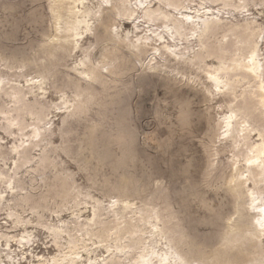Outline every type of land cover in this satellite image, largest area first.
<instances>
[{"label": "bare ground", "instance_id": "obj_1", "mask_svg": "<svg viewBox=\"0 0 264 264\" xmlns=\"http://www.w3.org/2000/svg\"><path fill=\"white\" fill-rule=\"evenodd\" d=\"M257 1L264 4L47 0L51 25L30 51L0 44L5 61L41 71L37 80L24 85L0 76V128L11 137L8 150L0 136V212L15 228L25 226L18 237L3 231L0 223V238L9 246L0 249V256L13 264H264V22L250 9ZM4 10L12 12L7 6ZM119 18L131 20L134 29L125 32ZM113 21L116 27L109 28ZM0 26L4 32L1 19ZM90 36L95 44L87 43ZM71 46L82 52L75 65L68 66L73 75L66 85L73 94L64 91L55 103L46 79H58L55 67ZM159 87L165 90L164 98L158 97ZM148 88L157 98L154 118L170 132L165 139L139 126L142 108L133 97H142ZM167 95L176 122L167 110ZM198 99L208 104L203 116L194 110ZM50 117L51 128L46 126ZM202 117L208 129L201 140L211 145L201 180L195 181L196 165L188 160L180 166L179 186L172 189L157 177L140 145L155 140L161 147L169 145L177 132L191 130ZM72 120L75 158L86 177L92 169L96 176L102 172V196L77 186L73 172L52 158L60 150L53 137L72 130ZM9 151L18 156L11 169L3 171ZM225 152L231 153L226 163ZM38 177L37 188L45 190L33 197L30 187ZM52 192L71 213L67 218L60 215L55 224L46 221V212L63 210L58 205L57 211L56 203L55 210L50 208ZM28 209L32 215L24 218ZM35 221L47 228L57 252L37 254L23 263L11 240L25 255L26 244L36 237L27 225Z\"/></svg>", "mask_w": 264, "mask_h": 264}, {"label": "rangeland", "instance_id": "obj_2", "mask_svg": "<svg viewBox=\"0 0 264 264\" xmlns=\"http://www.w3.org/2000/svg\"><path fill=\"white\" fill-rule=\"evenodd\" d=\"M4 6H7L9 9H12L11 10L12 12L5 11ZM263 6L264 4L261 1L259 2L257 1L256 3L251 4L250 9L252 13H255V16H257V18H259L261 21L264 22V19H263L264 18V7ZM0 19L4 22L5 28H6V30H4L3 32V30L1 31L2 28L0 26V44L3 47H6L7 49L10 48V50H17L18 48H21V49H26L30 51L31 47L36 45L41 40L42 30L44 28L45 29L49 28L51 25L47 0L46 1L45 0H0ZM119 21L122 22L123 30L125 32L132 31L134 29L133 28L134 26L131 20L126 19V18L123 20H120L119 18ZM116 23L117 21L111 22V28H115ZM130 27H131V30H129ZM5 32L11 36V39L5 38V34H4ZM90 41L91 43L92 41L94 42V44L96 43V39L92 36L89 37L87 43H89ZM69 49L70 50H68V53L65 56V58L62 61H60L55 67V72L58 75V79L54 81V78L52 76H49L46 79L47 82L45 86L48 89V95L53 99L55 103H58L64 91L69 96H70V93L71 95L73 94V90L66 85V82L68 81V76L73 75V72L70 69H68L69 68L68 66L70 67L74 66L75 63L78 61V59L82 57V52L78 51L77 48H74L72 46ZM31 55L32 56L36 55V52H33ZM5 60L6 59L3 56V53L0 52V76L6 77L5 78L6 80L8 78V81L11 79L12 81H17L19 84L24 85L26 83H29L31 79L37 80L38 76L41 74L40 73L41 71H36L28 67H25L23 65H19L17 63L11 64L9 60L7 61ZM20 75L22 76L20 77ZM58 86L61 88H59ZM59 89L61 92L59 91ZM158 90H159L158 97L164 98L166 95L164 93L165 92L164 88L159 87ZM153 95H154L153 88H148L142 94V97H139L136 94L133 97V102L136 103L140 101L141 108H142L141 114L139 116V126L142 131H145V132H155L156 131L157 133L156 135L158 136V139H165L169 136L170 132L166 126L158 125V122L154 118L153 107L157 104V98L155 95L154 96ZM167 98L170 100V104L168 105L167 110L173 116V121L176 122V118H175L176 110L174 108V104L171 102L172 97L170 95H167ZM224 106L226 107L227 103H224ZM207 108H208V104L200 99H198L194 103V110L201 116H203L206 113ZM53 111H56V109H54ZM212 114H215V110L212 111ZM27 120L30 121V117L29 118L27 117ZM56 124L58 125L59 128H61L62 124L58 117L56 118ZM70 125L71 126L69 127L73 128L72 130L68 129L63 134L57 133L53 137L54 146H56L57 149L59 148L62 152L64 150L63 147L64 148L66 147L65 150H68V152L64 151L63 152L64 154H63L60 150H58L57 153L56 152L52 153V158L55 159L57 163L62 165V166L60 165L62 169L64 168L66 170H70L71 172H73V178L74 180L76 179L77 186L81 184L83 186L89 187V189L91 190V192H93L94 195L102 196L103 195V193H101V184L103 182V178L101 175L102 172H100L99 175H97L98 176L97 177L96 174L94 173L95 171L94 169H92L93 171H90V174L88 176L92 175L91 177H93L92 180L94 183L91 182L88 176L86 177L87 172L82 169L81 163L77 160V158H75V152H76V147H77V143L75 142V131H74L75 121L72 120ZM207 129H208L207 119L205 117H202V120L200 122L195 121V124L192 126L191 130H187L185 133L177 132L173 136V139L169 145L161 147L156 142V140L151 141L149 144H145L142 142L140 145L142 154L148 158L150 157V159L152 160L154 170L157 174V177H162L165 183L168 184L172 189H175L176 187L179 186V178L181 177L180 172H179L180 166L186 163L188 160L194 161L196 168H195V172L193 176H194L195 181L199 182L201 180L200 170L207 162V159H208L207 150L211 145L210 142H208L206 138H205V141L201 140V138L203 137ZM79 131L82 132V128H79ZM8 135L9 134L4 129L2 130L0 128V136L5 138L3 140V143L9 150L10 148L8 147L11 146L10 145L11 137L10 136L8 137ZM61 138H64L65 140L63 139L64 140L63 141ZM66 139H67L68 147H67V144L66 146L64 145L65 144L64 142H66ZM256 139H257V136L255 135V133H253V141H255ZM27 143L26 145L28 146L31 143V141H28ZM60 146L62 147L63 150L60 148ZM34 153L37 154L38 151L37 153L36 151H34ZM16 154L17 152L15 151L11 153L9 151L7 155V162L5 164L6 166H4L2 169L3 171H9L11 169L10 167L14 163L13 159L18 156V154L17 155ZM230 157H231V153L225 152L222 155L223 162L226 163L227 162L226 160H229ZM61 161H64L66 164ZM60 166L59 168L61 169ZM79 167L80 169H77ZM107 174H108V170L106 171V175ZM50 175L51 176L53 175L52 172L50 173ZM96 178L100 182H98ZM94 180H96V182ZM38 183L39 184L41 183L39 177H38V180H36L32 184L33 187L32 186L30 187V193L33 197L38 196L39 192H42L45 190V189L41 190L37 188V186L39 185ZM35 193L37 195H35ZM208 196L213 197V193L212 192L208 193ZM50 198H53V200L54 199L55 200L53 201ZM59 199H61L62 202H59L60 201ZM48 201L50 204L49 205L50 208L55 210V208H57L58 205H60L61 207L60 210H63V211L60 214H57V213L51 214L52 211L46 212V217L48 219V220L46 219V221L55 224L57 223L59 219H61V216L62 218H67L71 215V213H69L70 211L66 210V208L63 207V205L65 204V201L63 202V199L60 196L55 195L54 192L49 194ZM54 203H56L57 207L55 206ZM81 208L84 210L83 207ZM60 210L58 207L57 211H60ZM197 211H198L197 208L193 206V212L196 213ZM31 212L32 210L29 211L28 209V211L23 214V217L26 218L29 215H32ZM6 216L7 215L4 211L0 212V223L3 225L2 230L6 232L15 233L18 235V237L22 236L23 230H25V226L18 225L19 227L17 226V228H15L11 222V219H9ZM5 220H7V222ZM4 226L6 228H4ZM27 228L29 230L32 229L31 232L36 237L34 238L32 242H29L28 245L26 244L25 249L27 253L25 255H22V251L24 248H22L20 244L17 243L16 240L14 239L11 240L12 249L16 251L15 252L16 254H19L18 258L23 263H25L27 259L29 260L36 259L37 254H44L48 256L50 254L57 252V248L52 241V237L50 236V233L45 226L41 224L36 225V221H35L33 222V224L31 223L28 224ZM200 231L203 233V232H206V229L201 227ZM7 248H9V246L5 245V240L0 238V249H7ZM101 249L104 250V248H101ZM0 258H3V257L0 256ZM3 260H4L3 262L0 261V264H13V262H9L8 259L5 257L3 258Z\"/></svg>", "mask_w": 264, "mask_h": 264}, {"label": "snow or ice", "instance_id": "obj_3", "mask_svg": "<svg viewBox=\"0 0 264 264\" xmlns=\"http://www.w3.org/2000/svg\"><path fill=\"white\" fill-rule=\"evenodd\" d=\"M110 27H111V24H110V22H109V28H110ZM103 70H104V71H107L108 69H107V68H104ZM46 126L49 127V128L52 127V125H51V117L49 118L48 121H46ZM52 130L54 131V128H53ZM261 133L264 134V128H261ZM262 138H264V135H262Z\"/></svg>", "mask_w": 264, "mask_h": 264}]
</instances>
